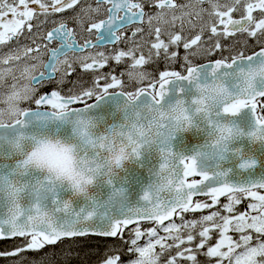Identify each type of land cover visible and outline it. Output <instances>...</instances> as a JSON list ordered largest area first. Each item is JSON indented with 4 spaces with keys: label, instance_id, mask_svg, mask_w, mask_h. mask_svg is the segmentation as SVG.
Listing matches in <instances>:
<instances>
[{
    "label": "snow or ice",
    "instance_id": "1",
    "mask_svg": "<svg viewBox=\"0 0 264 264\" xmlns=\"http://www.w3.org/2000/svg\"><path fill=\"white\" fill-rule=\"evenodd\" d=\"M205 2L210 11L194 10L193 0L186 4L178 0H96V8L81 10L87 17V27L83 17L77 18L80 29L89 37L95 33V39L81 42L66 21L46 33L41 31L49 16L73 8L79 0H0V48L8 47L7 52H0V89L4 88L5 77L13 80L7 91L0 90V97L10 93L12 98L28 102V106L21 104L14 120L4 122L0 117V141L5 132L19 133L21 139H27L24 132L36 121L72 122L73 134L81 137L77 141L81 173L71 188L59 177L32 170L30 158H23L26 153H21L10 173L0 175V240L30 237L26 248L38 250L62 238H123L125 229L133 226L130 241H125L129 247L124 254L133 257L127 264H142L137 256L147 257L148 264H161L166 253L165 264H200L199 255L208 258L207 264H240L241 254L259 256L261 259L251 264H264V181L228 182V172L219 165L234 136L264 140V0H195V5ZM149 7L154 13L146 11ZM238 11L239 18H234L233 13ZM257 11L259 16L254 15ZM204 13L209 20L199 33L182 35L185 23L192 25L191 17L195 15L199 20ZM177 21L180 30L173 31ZM145 22L147 37H154L151 41L144 35ZM130 29L127 50H117L114 55L103 51L77 55L91 48L119 44ZM206 29L213 41L207 47L202 41ZM237 33L256 38L259 49L249 54L226 48L221 37H235ZM138 34L140 41L134 39ZM10 41L15 45L9 47ZM53 43L56 46L50 47ZM181 44L187 53L181 70L159 71L157 77L140 70L152 61L153 53L160 57L161 50L166 60L175 61L177 52L169 54V48ZM144 45H150L147 56L142 50ZM217 53L218 58L207 59ZM70 54L74 59H69ZM198 55L205 61L195 63L189 58ZM125 58L131 63L120 76L126 74L130 82L139 85L134 91H126L124 81L111 73L94 76L92 86L80 87L79 91L75 81L66 90L46 94L38 91L54 81L58 72L61 78L57 84L63 85L75 72L74 63L84 72H98L110 60L120 64ZM173 84L174 102L167 99ZM112 95L123 98L119 106L124 113L123 123L99 133L93 125L90 131L88 121L80 117ZM243 110L254 118V127L247 133L233 121ZM192 127L206 128L208 142L190 155L173 151L176 133ZM152 148L158 153L159 163L151 170L152 179L139 200L129 203L125 189L115 184L117 171L126 161L139 159L144 150ZM208 148L212 149L211 159L207 158ZM254 164L248 159L239 166L248 169ZM193 177L199 179H190ZM101 180L111 188L106 198L82 187ZM198 196L210 197L211 203H193ZM221 196H227L228 202L222 205L226 214L217 210L200 219L185 220L184 213L216 206ZM242 198L250 202L237 212L235 206ZM174 216L182 223L173 221ZM166 221L172 222L165 225ZM141 222L156 226L142 231ZM160 230L167 235H161ZM213 233H218V239H213ZM230 233H238V239ZM197 237L194 247H182L192 245ZM24 250L18 247L0 251V257L16 256ZM104 264H123L122 255H111Z\"/></svg>",
    "mask_w": 264,
    "mask_h": 264
},
{
    "label": "flooded vegetation",
    "instance_id": "2",
    "mask_svg": "<svg viewBox=\"0 0 264 264\" xmlns=\"http://www.w3.org/2000/svg\"><path fill=\"white\" fill-rule=\"evenodd\" d=\"M181 4H186L189 2V0H178ZM221 3H224L225 0H220ZM194 4V10L196 8H208L209 11L210 6L205 2L204 4L195 5V0H193ZM37 7L38 6H33ZM97 7L96 0H79V3L75 5L71 9H66L62 13H53L51 16L47 18L45 23L42 26L41 31L46 33L48 30H51V28L58 26L59 22L66 21L70 27H73L75 29V32L77 34V39L79 41H83L85 38H91L95 39V33L91 34V37H89V34L86 31H82L77 23V18L83 17L85 21V27H87V17L84 16L82 9H94ZM146 11H152L154 13V9H151L150 7L146 9ZM92 15H95V13H91ZM241 12L238 11L236 13H233L234 18H239ZM179 15V13H177ZM254 15L259 16L258 11L254 13ZM11 17H9L10 19ZM40 20H45L44 16H40ZM192 25H189L185 23L184 25V31L182 35H188V36H194L195 34L199 33L200 27L204 24H206L209 20V17L207 13L203 14L202 19H197L195 15L191 17ZM33 23L35 24L36 21L34 20ZM144 29V35L145 37L151 41L154 37H147L148 32V25L145 22L142 25ZM2 30V29H0ZM173 31H179L180 30V23L177 21L176 26L172 28ZM222 30V28L220 29ZM26 33V29H25ZM210 32L206 29L203 36L202 41L205 42V47H207L209 44H211L213 41L209 40ZM131 38V29L129 30L128 34L122 39V41L119 44L116 45H108L101 48H91L86 50L84 53H78L77 55H88L89 53L95 54L100 52V50H103V52L106 55H114L117 50L123 49L127 50V47L129 46L128 40ZM165 38L166 37H162ZM137 41H140V34L135 37ZM23 42V41H21ZM42 42V41H38ZM167 42V41H166ZM221 42L226 46V48H231L236 51L244 50L246 53H251L253 50L259 49V43L257 42L256 38L248 37L247 34H240L237 33L235 37H229V38H223L221 37ZM261 43H264V38L261 39ZM15 41L9 42V47L14 46ZM55 43L50 45V47H55ZM150 45H144L143 52L147 56L148 54V47ZM8 47L0 48V52H7ZM42 51H46L45 49H42ZM172 51L177 52V58L175 61L166 60L163 50H161L160 57H156L153 53L152 61L143 66V70L146 73L151 74V77H157L159 71L163 70H181V66L184 63L183 56L186 53V51L183 49L182 44L179 46H172L169 48V54ZM192 51H195L193 49ZM35 54V53H34ZM225 55L228 54L227 50L224 52ZM220 53H217L216 55H213L211 57H207V59L214 60L218 58ZM193 62L195 63H202L205 61V57L203 56H190L189 57ZM44 59H47V56H44ZM69 59H74L71 54L69 56ZM23 64V62H21ZM28 63H33V61H28ZM131 63V61L128 58H125L120 64H117L114 60H110L106 67L104 69H101V73L108 75L109 73L117 75L119 78H121L126 87V91H134L139 85L135 81H129L127 75L120 76V73H126L128 70V65ZM7 67V66H6ZM73 67L75 68V72L71 76H68L66 79V82L63 85L57 84V81L61 78V73L58 72L56 74V79L54 81L48 82L46 86L39 88V93H48L51 90H66L69 87H71L72 82H78L76 90L80 87H83L84 84L82 82L85 80L87 81L85 84H88L91 82V76L87 74L86 72L82 71L79 67L78 63H74ZM142 69H140L142 71ZM103 70V71H102ZM63 71V68L61 69ZM17 77H19L20 72H16ZM93 80V79H92ZM5 82V79H4ZM10 82V85L12 84L13 80L11 77H8L7 82L4 83L6 85ZM103 82V81H102ZM148 81H145L144 83L147 84ZM21 83L23 81L21 80ZM24 106H28V102L23 104ZM34 106V105H33ZM264 194V193H262ZM227 200V196H221L219 198V202H224ZM211 201L210 197L206 196H199L193 199V203L196 202H206L209 203ZM250 202L247 199L241 200V204L236 205L235 208L237 211H241L246 207V204ZM192 212V211H190ZM189 213V212H188ZM185 214V213H184ZM179 217H173V221H177ZM172 222V221H168ZM166 222V223H168ZM145 224H151V222H145L141 223L140 226H144ZM153 224V223H152ZM146 226V225H145ZM129 229V228H128ZM127 229H125L126 231ZM124 231V232H125ZM195 234V233H194ZM234 236V233H231ZM187 235V232L185 233V237ZM213 239L215 240L218 236L217 233H213ZM131 234H123V238L116 237V238H105L97 235H88L85 237H76V238H62L61 241H58L54 245H45L42 249L38 250H31L27 249L26 245L28 240H30V237L28 238H11V239H5L0 240V251H13L16 248H24V251H21L16 256H7V257H0V264H102L109 256L111 255H122V261H127L129 258H131L130 255H126L127 248L129 247V243H126L125 241H130ZM197 240L193 242L192 245H184L182 247H194L195 243L198 242ZM144 240L141 239L140 243H142ZM82 242L88 243L86 247L88 248L89 252H86L85 256H82V254L85 252L83 246L84 244ZM82 244V245H81ZM80 246V249H79ZM114 249H110L113 248ZM80 250V251H79ZM168 256V254H167ZM198 260L200 261V264H207L208 258L204 257L203 255L198 256ZM181 264H190V262H181Z\"/></svg>",
    "mask_w": 264,
    "mask_h": 264
},
{
    "label": "water",
    "instance_id": "3",
    "mask_svg": "<svg viewBox=\"0 0 264 264\" xmlns=\"http://www.w3.org/2000/svg\"><path fill=\"white\" fill-rule=\"evenodd\" d=\"M101 43H104V41H101ZM175 89V84L170 85V93L167 98L173 102L176 97ZM94 102L90 101V103ZM122 104L123 98L118 95L107 96L97 102L96 106L87 113V115L93 117L97 122L95 131L98 133L103 132L113 125L123 123L124 113L119 107ZM233 121L244 133L249 132L254 127V118L248 110H243L233 118ZM26 131L36 134H53L66 139L74 138L72 126L62 121H36ZM209 139L210 137L206 128L192 127L188 131L176 133L172 140L173 151L190 155L194 151L201 149ZM229 148L231 151L225 153L224 159L219 161L221 169L228 172V175L225 177L228 182L243 184L264 181V140L254 141L247 135H244L233 139L229 144ZM236 150H239V157L236 155ZM8 152L9 149L6 146H0V175L10 173L20 159L19 156H9ZM248 159L255 161L254 166L242 169L239 165L242 161ZM158 163L159 156L155 148L146 149L142 152L139 159L126 161L123 168L117 171L115 184L117 187L125 189V195L129 203H136L139 200L143 188L152 179L151 170H154ZM190 179H199V177ZM90 191L94 194L99 193L102 198H106L111 188L101 180ZM77 200L79 202L80 198H77Z\"/></svg>",
    "mask_w": 264,
    "mask_h": 264
},
{
    "label": "clouds",
    "instance_id": "4",
    "mask_svg": "<svg viewBox=\"0 0 264 264\" xmlns=\"http://www.w3.org/2000/svg\"><path fill=\"white\" fill-rule=\"evenodd\" d=\"M25 101L23 99H15L11 97L10 93L5 94L0 97V117H2L4 122H9L14 120L18 115L19 108ZM75 119V118H74ZM80 119L88 121L89 130H93L94 125L97 128L96 120L85 115L80 117ZM65 122V121H62ZM75 127L72 122H65ZM24 135L28 137L27 139H21L19 133L10 134L5 132L3 134L4 139L0 141L2 146H6L9 149L8 155L19 156L21 158V153H26V157L30 158L31 164L30 168L36 172L43 173L45 175H51L54 177H59L61 182L71 188L72 181L79 178L81 173L80 158L77 147V141L81 139L79 135H74L73 139H66L64 137L47 134V133H30L25 131ZM237 138L234 136L227 145V151H231L229 148L230 142ZM208 159L212 157V149L208 148ZM236 155L239 157V151L236 150ZM244 161H242L243 163ZM94 185H82L86 192H90ZM76 195H82L76 193ZM138 260L142 261V264H148L147 257H136ZM261 257H246L241 254L240 264H251L252 261H259Z\"/></svg>",
    "mask_w": 264,
    "mask_h": 264
},
{
    "label": "rangeland",
    "instance_id": "5",
    "mask_svg": "<svg viewBox=\"0 0 264 264\" xmlns=\"http://www.w3.org/2000/svg\"><path fill=\"white\" fill-rule=\"evenodd\" d=\"M100 51H103V50H100ZM33 55H35V54H33ZM103 71V70H102ZM142 71H144L143 69H142ZM145 72V71H144ZM87 74H89L92 78H91V82L90 83H88V84H85L87 81H83L82 82V84H84L83 85V88H87V87H90V86H92V83H93V77L94 76H96V75H100V74H102L101 73V70H99L98 72H86ZM7 79H8V77H5V82H7ZM4 82V83H5ZM13 83V82H12ZM102 84H103V82H101ZM8 86H10V82L9 83H7L6 85H4V88L3 89H0V90H2V91H7V88H8ZM126 86V85H125ZM125 88H127V87H125ZM80 90V88L78 89V91ZM26 103V102H25ZM22 106H24V105H22ZM228 202V200H226V201H224V202H218V204L216 205V206H213V207H210V208H207V209H202V210H197V211H195V212H189V213H185V214H183L184 215V218H185V220H192V219H200L203 215H208V214H211V212L212 211H217V210H220L221 212H222V214H226V213H224L223 211H222V205L224 204V203H227ZM211 203V201H209V204ZM237 211V210H236ZM237 212H239V211H237ZM168 223H170V222H168ZM168 223H165V225H167ZM176 223H182V221L180 220V219H178L177 221H176ZM146 225V226H145ZM144 226H141V229H142V231H147V229H149L150 227H154V226H156V225H154V224H145ZM133 226H131V227H129V229H127L124 233L125 234H131V228H132ZM199 229H197V230H195V231H198ZM185 233L186 232H184V235H185ZM195 233V232H194ZM160 234L161 235H167V234H164L163 232H162V230H160ZM231 234V233H230ZM217 235H218V233H217ZM238 237H239V234L238 233H234V236H233V238L234 239H238ZM143 240H145L146 239V237H144V238H142ZM216 239H218V236L216 237ZM144 242V241H143ZM143 242L141 243V244H143ZM169 243H171V241H169ZM82 245V244H81ZM80 247V246H79ZM110 249H114V247L113 248H110ZM157 251H159V248L157 249ZM86 252H89L88 250H86L83 254H82V256H85V254H86ZM171 252H172V254H175V250L173 249V250H171ZM133 257H131V258H129L128 260H130V259H132ZM167 258H168V256H167V253L164 255V256H162L161 257V264H165V261L167 260ZM127 260V261H128ZM127 261H123V264H127ZM102 264H104V262L102 263Z\"/></svg>",
    "mask_w": 264,
    "mask_h": 264
},
{
    "label": "trees",
    "instance_id": "6",
    "mask_svg": "<svg viewBox=\"0 0 264 264\" xmlns=\"http://www.w3.org/2000/svg\"><path fill=\"white\" fill-rule=\"evenodd\" d=\"M83 244H84V246H83V248H84V250L86 251V250H88V248L86 247V245H88V243H86V242H82ZM79 249H80V247H79ZM80 251V250H79Z\"/></svg>",
    "mask_w": 264,
    "mask_h": 264
}]
</instances>
